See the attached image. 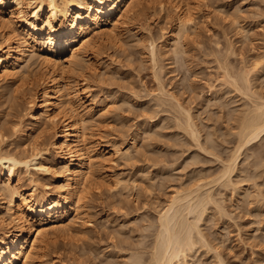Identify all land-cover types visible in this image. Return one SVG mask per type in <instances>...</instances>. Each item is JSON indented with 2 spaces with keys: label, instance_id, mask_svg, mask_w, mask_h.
Returning a JSON list of instances; mask_svg holds the SVG:
<instances>
[{
  "label": "rangeland",
  "instance_id": "rangeland-1",
  "mask_svg": "<svg viewBox=\"0 0 264 264\" xmlns=\"http://www.w3.org/2000/svg\"><path fill=\"white\" fill-rule=\"evenodd\" d=\"M165 1L167 7L166 9L162 8V11H160L161 9H159L160 7L156 3L149 2L147 11L144 12L142 16H139L141 18H138L140 21L137 20V22L134 20L132 24L117 28V30L112 32L113 36L112 34L109 36L110 38L112 37L111 39L105 36L106 38L103 37L102 40V37H100V47H103V49H101L99 53H96V56L91 53L84 55L83 60L85 61H82L84 62L83 68L78 72H82V75L84 73V75L89 77V82L87 81L88 84L84 83L89 87H86V85L82 84L83 82L79 80L82 77H78V72H73L70 74L71 76H69L68 82L71 89L73 88L72 92L74 94L73 106H75L77 110L85 112L91 103L93 104L92 106L95 112H99L101 108L106 109L105 115L101 116L99 113L94 120H89L90 122L93 121L91 124H94H88L89 129L87 128L88 134L92 136L89 135V153L96 157L99 164L95 165L92 169L94 172L92 171L93 173L89 179L90 182H88V184H90L88 185L90 186L88 188L89 191H84L85 193L82 192L85 194V197L82 194L85 199H82V204L80 203L78 210L79 214L77 213V215H75L76 218L72 219L73 222L71 221L72 223H70L71 232L69 231L67 234H64L66 232H61V235L58 233L55 236L48 234L49 236H46V241L48 239L50 243L49 241L46 242L49 245L43 250L45 256H42L41 259L39 258V261H36L37 264H132L133 261L130 260H134L133 258L137 257L138 254L139 257L137 258L140 259L138 263L148 264L150 259L148 253L150 254L151 252V243L154 242L155 232L158 230V217L161 213L160 211L163 212L165 207H168V203L171 201L170 199L173 198L172 195H176L177 192H182L181 188H183L185 192H187V189L191 190L192 187L195 189L197 187L195 185L201 184V182L202 185L209 181L211 184V181L216 179V175L219 174L218 171L222 168L221 164L223 159H227L234 152H237V155L241 153L239 155L240 163L243 160V163L239 166L240 168H238L239 170L234 174L236 178L233 176L234 182L236 181L235 179L241 177V172H245L246 174L247 171L248 178H246L245 174V176H242L247 180L251 179L248 173L251 174L252 170H257L256 174H259L258 172L261 170L264 171V164H262V166L259 163L261 162L259 160H262L264 163V141L262 140L263 143L259 141L261 144L260 146L258 141L257 143L255 142V148L252 147V144V146L248 145L241 148V151H237L238 141H236L237 137L236 139L234 137L236 136L234 133H237L236 131L239 129L238 124H240V119L242 118L239 114L238 116L236 114L239 111L244 112L245 110L251 109L253 106L252 100L243 92L241 95L234 86L231 85L230 89V87H228V83L230 82L227 78L228 76L226 77L227 80L223 78L225 77L223 76V72L227 73L228 71L230 75L233 76L234 74L235 76L238 74L239 70V73H241V70L249 69L256 60L259 62L258 67L263 69L264 0H184L185 3H188L191 7V18L195 30L189 29L190 32H188V34L190 38L188 37V41H186L188 38L185 40L187 43L184 41V48L182 47L184 51L182 56L180 55L179 57L173 56L170 51L171 46L169 50V48H164V46L161 45L164 43V37L168 36L176 28V17L174 13L171 12L172 10L170 11L169 9L171 7L168 8L172 0L169 2L168 0H164V2ZM155 2L159 3L157 0ZM152 3H154L155 6H153ZM157 6L159 9L157 10L160 12L156 11ZM235 14L237 15L235 16ZM237 17H239V19ZM233 20H239L243 27L245 26L246 32L244 33L248 36L244 38V36H242L243 34L240 35L237 33L236 24L234 27L232 25ZM150 37L152 40H156L159 48L158 50L161 51L162 49V52L159 51V58L161 59L158 58L160 61L158 60L156 63L158 68L156 64L153 65L154 62L151 61V56H149L150 50L148 49H150ZM97 44L100 45L99 40ZM227 51H229V53H227ZM220 66L222 68H220ZM241 67L243 69H241ZM36 68L39 69L38 66L32 68V74H30L31 79H33V74L34 76L36 75L34 71H37L36 76L41 72L39 71L40 69L37 70ZM157 69H159V71L161 69L160 72L163 70L161 73L163 77H161V82H164L166 92H170L171 95L172 93L176 95L174 97L177 98V100L180 99L178 102H180L184 108H189V110H191L193 117H195L194 120L196 119L195 123L197 124L198 132H200L199 135L202 134L201 140L199 139V142H201V144L203 143L202 145L198 142L197 144L196 141L192 140L193 138L189 136V130L186 128L187 125L184 124L185 121L183 122L185 118L182 117V114L179 113L181 116L178 114L177 109V112L175 111L176 107L173 108L175 102L171 103L169 101V103L165 98L163 100L167 101L163 102L162 100L164 105L168 103V105L170 104V106H172L173 104L172 109H170L171 107L168 105L167 108V106L160 104L161 100L159 101L158 99V97H160L158 93L159 82L156 81L155 74L161 75ZM235 69L239 70L233 72ZM262 69L261 72H263ZM156 70L159 73H156ZM261 72L259 70L261 77L257 73L259 81L256 79L257 77L255 74L254 76L252 75V78L254 81H258L260 88L262 87V89L259 90L256 81L254 84H256L257 91L259 90V93L263 92L264 94V78L262 79L263 73ZM260 79H262V82ZM224 80L228 83L226 84ZM26 81V84L23 83ZM26 81L22 82L21 80L18 82L19 84H16V87H21L22 90L27 91L28 88L32 87V82L30 83L29 80ZM1 84L2 88L4 83ZM24 84L26 85L25 87H23ZM1 88L0 91L2 90ZM33 88H35V92L40 93L39 87L35 85ZM1 94L0 92V133L3 132L5 136L3 135L2 137L0 135V138H2V140L5 139L4 142L2 141L4 149L13 150L18 143H25L27 141V138H25L26 140L22 138V133H19V135H17L18 137L14 135L13 129L16 128L18 123H22L21 127L24 134L28 135L32 132L29 131L31 128L30 118L26 116V112L29 108L28 102H30L31 96H24L21 93V95L14 98L11 95L5 96ZM226 95H228V97ZM156 102L159 104L157 105ZM242 106L243 109H240ZM167 109L168 112L166 111ZM243 112L240 115H242ZM236 116L239 119H237ZM148 118L151 120L149 121ZM179 118L182 120L181 123ZM231 118H233L232 120H234V122L230 120ZM178 122L181 124L180 129L182 130L177 128L179 127ZM237 122L239 123L237 124ZM90 128L92 129L91 132ZM38 131L34 130L32 132L35 138L39 135ZM229 133H233L234 135ZM46 134L41 137L43 138V140L41 139L42 142H52V130L48 131ZM211 134L213 137H211ZM209 137L213 138L214 141L213 139L210 140ZM134 139L138 153V155H136L137 153L135 151L133 152L135 158L132 157L134 159L132 158V160L126 161L125 159L123 160L122 158L120 159L109 155L108 152H110L113 146L117 147L118 145L119 148H126L131 145ZM204 139L208 143L212 141V145L211 142L207 144ZM189 140L201 148L195 146V144ZM218 141L219 143L216 144L219 145L217 146L215 142ZM27 144H29V142ZM204 145H206V147H204ZM213 145L217 147L213 148ZM185 147L187 150L184 149ZM27 148H29V146H27ZM203 149L204 151L202 153L201 150ZM207 149H212L210 153L213 152L211 153L213 157H211L212 155ZM214 149H216V151ZM228 149L230 151H228ZM233 149H235V151ZM226 151L227 153L229 152V156ZM217 152L220 154H216ZM224 154L227 155L225 156ZM219 156H221L220 159H222L221 164L219 163ZM257 156H259L260 159H257ZM197 157L200 159L198 162H196ZM255 158L259 162H253L252 160L256 161ZM188 159L189 162L194 161L189 164ZM99 160L102 161L100 162ZM199 162L202 164H199ZM247 162L249 164L253 162L252 165L254 169H252V165L249 166L248 164V166L252 168H248V170L245 171L248 166L244 167V164L247 165ZM243 167L245 168L244 171H242ZM200 170L201 177L198 173ZM238 171L240 172L239 174H237ZM33 172L35 171H32V173ZM32 173H29L24 168H20L16 178L13 180V185H16L19 181L18 183L24 189L36 193L40 192L43 184L49 185V183H51L49 186L52 185L53 187V180H51L52 182L49 180L51 177H47L48 179H46L40 172L38 175ZM263 173H261V177L258 175L260 178L256 177L258 178L257 181H255V178V180L253 179L254 181L251 179L252 184L250 185V180L245 183V179L241 177L239 182L242 181L244 185L242 182H240V184L242 183V185H240L239 182L236 181L239 185L236 187L240 191H237L236 188V190L233 189V187H231L233 189L231 190L230 186L222 187L220 186L221 184L216 182L212 183L214 186L211 185L209 189H211L212 192H210H215L212 195H215L214 197H216L215 199L217 201L220 193L221 197H225L221 198L224 203L220 202V198L218 202L224 205L220 206L223 207V209L225 207L227 211L224 210L227 214L224 213V217L217 208H214L215 205L207 206L209 213L207 211L204 219L201 221L202 224H200V228L203 233L205 231L206 234L204 233V236L209 244L201 243V245H203L202 247L198 244V249L194 252L196 256L193 255V258L190 257L191 259L189 258L190 260L188 259V262L191 264H222L220 261L224 264H264ZM252 174L257 176L255 171ZM139 175L142 178L145 176V178L142 179ZM236 175L240 176L237 177ZM193 176L195 178L197 177V179H194ZM32 178L33 181H31ZM190 178H192V180ZM194 180L199 183L196 182V184L194 182L195 185L193 186L192 183ZM199 180L203 181L200 182ZM38 181L39 183H37ZM124 182H128V184ZM253 182H257L255 187L252 186L254 185ZM191 184L192 187L187 188ZM44 185L42 187H44ZM184 185L186 187H184ZM111 187L113 189L115 187L116 191ZM258 187L262 194L256 190ZM261 187H263V189ZM226 188H228V190ZM31 189L34 190L32 191ZM245 191L247 193L249 192L246 195L252 194L250 195L251 197H243ZM125 194L128 197H126ZM239 196H241V198ZM249 198H251L252 201L249 200ZM247 201L251 203L248 202L246 204ZM216 210L219 211L220 214H218ZM149 223L152 225L154 224V228L152 225L149 226ZM205 244L210 245L213 249L209 246L206 247L207 245L205 246ZM206 248L208 250H206ZM140 256L142 257L140 258ZM40 260L43 261L41 262Z\"/></svg>",
  "mask_w": 264,
  "mask_h": 264
},
{
  "label": "bare ground",
  "instance_id": "bare-ground-1",
  "mask_svg": "<svg viewBox=\"0 0 264 264\" xmlns=\"http://www.w3.org/2000/svg\"><path fill=\"white\" fill-rule=\"evenodd\" d=\"M155 1L154 0H0V88L2 85L1 83H4L3 87L1 88L2 90L0 92L5 96L11 95L14 98L21 95V93L24 96L30 95L31 100L30 102H28L29 108H28V111L26 112V116H28L31 121V128L29 131L33 132L34 130H37V131L39 130L38 131L39 135L35 138L32 135V132L28 135L24 134V131H22V127H21L22 123L21 122L20 124L18 123L16 128L13 129L14 135L17 136L19 135V133H22V136H23L22 138L24 139L27 138L26 142L27 143L29 142V144H27L26 142L25 143L17 142L18 145L16 146L15 144L16 147L13 146L14 147V149L12 148L13 150L4 149L2 141L4 142L5 139L2 140V138H0L1 140L0 141V172H1L0 173V264H37L36 261L39 258L41 259L42 256H45L43 254L44 248H47L48 247L47 245H49L48 243H46L49 241L48 239L46 241V236L48 234H52L55 236L58 233H60L59 235H61V232L62 233L66 232L64 234H67L70 231V223L73 222L72 219L76 218L75 215H77L78 213L80 203L81 201H83L82 199H85L84 193L89 191L88 188L90 186L88 185L90 184H88V182H90L89 181L90 176L94 172L92 169L93 167H95V165L99 164L96 157H94L92 154L90 155L89 153L91 135L88 134L87 128L89 129L88 124H91V122H93V121L90 122L89 120L91 119L94 120V118H96V116L99 113H100L99 115L101 116L105 115L106 109L101 108L99 112H95V109L92 106L93 104L91 103L89 107H87V110L85 112L77 110V108L73 106L74 105L73 104L74 94L72 92L73 88L71 89L70 84L68 82L69 76H71L70 74H72L73 72L77 73L78 71L82 70L83 65H84L83 64L84 62L82 61H85L83 60L84 55H88L87 53H91V54H95L96 56V53H99V51L103 49V47H100L101 46L100 37H102V40H103V37L105 36L109 37L111 36V34L113 36L112 32L117 30V28L124 27L127 24H132L133 23L132 21L134 20L140 21L138 18H141L139 16L140 15L142 16L144 12L147 11V9L149 8V2L156 3L160 7L159 9H161L160 11H162L164 8L166 9L167 7L166 1L164 2V0L162 1L157 0L159 1V3ZM169 1L170 0H168V2ZM154 3H152L153 6H155ZM158 6L156 8V11L159 10ZM168 8L170 9V11L172 10L171 12L174 13L176 17L175 18L176 28L174 29L172 33L164 37V40H163L164 43L161 45L164 46V48H169L171 46V50L170 48L169 50L171 51L173 56L179 57L180 55L182 56L183 54L184 49H182V47H183L184 41L189 37L188 32H190L191 29L192 30L194 29L193 21L191 18V7L188 3H185L184 0H172L170 4L168 5ZM236 15L237 14H235V16ZM237 18L239 19V17ZM234 20L232 22V25L234 27L236 24V28L238 31L237 33L240 35L243 34L242 36H244V38L248 36L246 33H244L246 32L245 26L243 27V25L240 23L239 20H236L239 22H236ZM189 38L186 41H188ZM97 39L99 40L100 45L97 44L98 43ZM150 39H151L150 47H149L150 49H148L150 50L149 56H151V59H152L151 61L154 62L153 65H155L158 62V60L161 59L159 58L160 50H158L159 48H158V44L156 43V40H152L151 37ZM160 52H162V49ZM227 53H229V51H227ZM252 64L253 65L249 69H244L243 71L241 70V73H239L240 72L239 69L237 70L235 69L233 72L238 71V70L239 71H238V74H236L237 72L235 73L236 74L235 76L233 74L234 77L230 75L228 71L227 73L222 71L224 74H226V75L223 74V76L225 77L223 76L222 77L225 78V80H227L226 77L228 76L227 78L230 80L229 83L224 80L226 84L228 83V87L232 85L235 87L236 90L240 92V94L243 92L246 96H248L252 100V104H253L251 109L245 110L246 112L244 111L245 113L242 111L243 112L242 115H240L242 113L240 111L236 114L237 116L239 114V116L242 117V118L240 117L241 118L240 124H238L239 122H237V124L239 125L238 126L239 129L238 131H236L237 133H234L236 135L234 137L235 139L237 137L236 141H238L237 151H239L241 148H244L245 146H248V145L252 146V144H253L252 147L255 148L254 146L255 142L257 143L258 141L259 143L260 141L261 143L262 140L264 141V94L263 92L262 93L258 92L260 89H262V87L260 88L259 87L260 85H258V81H259L258 74H259V70L261 72L262 68L260 69V67H258L259 62L257 60ZM37 66L40 70L37 68L36 69L41 72H39V75L36 76L37 71H34L36 72V75L34 76L33 74V79H31L30 74H32L31 73L32 68L37 67ZM221 66L220 68H222ZM157 68H158V65H157ZM241 69L243 68L241 67ZM157 70L159 71V69ZM158 71L156 73H159L161 69L159 72ZM262 71L263 72L261 73H263L264 75V67ZM162 72H160L159 74L161 75ZM81 73L82 72H78L79 74L78 77H82L81 79L79 78L78 79L83 82L82 84L84 83L88 84L89 77L84 75V73L83 75ZM254 74L256 77L258 76L256 78L258 80V81L256 80L257 86L259 88L258 91L256 88V84H254L256 81H254L252 78V75L254 76ZM259 75L261 77V74ZM263 75H262V79L264 78ZM72 76H75V75H72ZM155 76H156V81L159 82L158 93L160 94L161 98L158 97L159 96L158 94H157L158 96L157 95L156 96L158 97L159 101L161 100L160 104H163V106H167L168 103L167 105L166 104L164 105L163 103L164 101H167V100L168 102L170 101L171 103L175 102L174 104L175 106H173V104L172 106L173 108L176 107L175 111L177 109L178 114L179 113L182 114V117L185 118L183 122L185 121L184 124L187 125V127L186 125L185 127L188 128L189 134H190V135L189 134L187 135L191 136V138H193L192 140L196 141V143L198 142L200 143V145H202L203 143L201 144V142H199L201 140L202 134L199 135L200 132H198L199 130L197 129V126H196L197 124L195 123L196 119L194 120L195 117H193L191 110H189V108L188 109L184 108L183 105H181V103L178 102V100L180 99L177 100V98L174 97L176 95H173V93L171 95L170 92H166L164 88V82L163 81H162L163 83L161 82L162 75L159 76L158 74H155ZM25 79L29 80L30 83L32 82L31 83L32 87L28 88L27 91L22 90L21 87H16L17 86L16 84L18 82H20L21 80L22 82L26 81ZM262 79H260L261 82H262ZM263 82H264V79H263ZM23 83L26 84L27 81ZM25 84L23 87L26 86ZM35 85L36 87L40 88V93L35 92L36 90L35 88H33V86ZM86 87H89V86L86 85ZM167 93L168 94L170 93V94L168 95ZM226 96L228 97V95ZM164 98L167 100H163ZM158 104L159 103H157V105ZM231 104H232V101H231ZM168 106L171 107L170 109H172V106H170V104ZM240 109H243V106ZM166 111L168 112V109ZM232 119L233 118H231L230 120L234 122V120ZM181 121L182 120H180V123ZM180 123H179V127H177L179 129L181 126ZM182 127L184 128V126ZM51 130H52V136L51 135L50 136L52 137L51 139L52 142L50 143L49 141L42 142L43 138L41 137ZM91 130L92 129L90 128V132ZM2 133L3 132H1L0 135L3 137L4 133L3 134ZM229 134H233V133H229ZM211 137H213L212 134H211ZM209 139L211 140L213 138L209 137ZM210 142L212 145V141H209V143ZM209 143L207 142V144ZM216 143H219V141L215 142V144ZM260 143H259V146L261 145ZM135 144H136L135 139L134 141L132 140L131 145L127 146L126 148H119L118 145L116 144L117 147L113 146L112 149L110 148L111 150L108 153L111 156H114L120 159L122 158L123 160L125 159L126 161L132 160V158L134 157L133 152L135 151L137 153V147ZM197 144H195V146H198ZM27 146H29V148H27ZM217 146L213 145V148H216ZM204 147H206V145H204ZM184 149H186V147ZM204 149L201 150L202 153ZM210 150L212 151V149ZM210 150H209V153H210ZM214 150L216 151V149ZM233 150L235 151V149ZM228 151L230 150L228 149ZM218 153L219 152H217L216 154ZM136 155H138V153ZM239 155H237V152H234L230 156L228 154L229 157L225 160L223 159V161L222 159H220L221 156H219L218 157L220 161L219 163L221 164V161H222V164H221L222 168H220L221 170L218 171L219 174L216 175L217 176L216 179L211 182L212 183L216 182L218 184H221L220 186L222 187L230 186L231 190L236 188L237 191H240L237 188L239 186L237 182H239V179L242 176L246 175V178H248L246 170L250 168L249 166L252 165L253 162L257 163L261 161L259 162L260 165L264 163L262 160H259V161L257 160V159H260L259 156H257L258 158L256 157L257 159L255 158L256 161L252 160L253 162H250V164L247 162V165L244 164L245 166L244 165L243 166L246 167L248 166V164L249 166L246 167L247 169L243 167V170H242L244 171L245 169L246 174L245 172L240 173L238 171L237 174L240 173V175L241 174L242 175L239 179L237 178L238 180L235 179L237 182L236 181L234 182L233 176L236 173V171L239 170L238 168H240L239 167L240 164L243 163L242 162L243 160L240 163ZM211 157H213V155ZM196 159H197L196 162L200 160L198 159V157ZM193 161H190V162L192 163ZM188 162H189V159H188ZM196 162L194 163L197 164ZM104 163H105V160H104ZM199 164H202V163L199 162ZM20 168L26 169V171H28L29 173L30 172L32 173V171H35L32 173L34 175H38L41 173L43 176H45L46 179H48L47 177H51V179L49 180L50 182H52L51 180H53V187L52 185L49 186L51 183L48 182L49 185L43 184L44 187H42L43 186L42 185L40 192L36 193V192H30L24 189L18 183L19 181L17 182L16 185H13V180L16 178L17 173ZM252 169H254V167ZM252 171H251V174L248 173V175H249V178L251 177L252 180L255 178L256 179V180L254 179L255 181H257L258 179L256 177H259L258 175H260L261 177V173L264 172L261 170L262 172L260 171L258 172L259 174H256L257 170H254L255 174L257 175L255 176L254 174H252L254 173V171L253 172ZM198 173L200 174L201 170ZM199 176L201 177V174ZM139 177L141 176L139 175ZM143 178H145V176H143ZM242 178L245 179L244 180L245 183H247V181L250 180L251 183L249 182V185L252 184L251 179L246 180L245 177H242ZM190 179L192 180V178ZM194 179H197V177L196 178L194 177ZM203 180H199V181L201 182ZM31 181H33V178ZM194 182L195 180L192 183L193 186L195 185L197 181L195 183ZM37 183H39V181ZM126 183L128 184V182ZM208 183L202 185V182H201V184L195 185L197 186L195 189L192 187V184H191L187 188L192 187V189L190 190L186 188L187 192H185V190L181 188L183 193L177 192L176 195H172L173 198L170 199L171 201H169L170 203H168V207L167 208L165 207V210H163V212L160 211L161 212L160 215L158 214L159 215L158 230L157 232H155L156 235L154 238L155 240L153 239L154 242L151 243L152 244V247H150L151 252L150 254L148 253V255H150L149 261L147 260L148 264H188L190 262H188L187 260L190 257L192 258L194 257L193 256L195 255L194 252L196 251V249H198L197 246L200 245L202 247L203 245H201V243L209 244L207 242L208 240L204 236L205 231L203 233L202 229L200 228V224H202L201 221L204 219V216L206 215L208 211L207 206L215 205L214 208H217V210H219L220 213L224 215V217H225V214L227 213L225 212L226 210L225 207H224L225 209L224 210L223 207L220 206L222 204L218 202L220 198L221 200L220 202L224 203L222 202L221 198H225V197H221L220 195L221 193L220 194L218 193L219 198L217 201L215 199L216 197H214L215 195H212L215 192L211 193L212 191L211 189H209L212 183L210 184V181ZM242 183L240 185H242ZM253 184L254 185L252 186L255 187V185H257V182L256 183L253 182ZM184 187L186 186L184 185ZM231 187H233V189ZM259 187L256 190L259 191ZM261 188L263 189V187ZM226 189L228 190V188ZM31 190L33 191L34 189H31ZM245 192L243 193L245 194L243 197L252 195V194L246 195L249 192L248 193L247 192L245 193ZM82 194L84 197L82 196ZM123 197L126 198L128 196L126 195V197L125 196ZM239 197L241 198V196ZM249 200H251V198H249ZM248 202L249 201H247L246 204ZM241 205H242V202H241ZM217 210L216 212L220 214L219 211ZM210 218H211V215H210ZM150 225L152 224L149 223V226ZM57 240H53V241H57ZM207 244H205V246ZM208 246L211 247L210 245H207L206 247ZM212 249L210 250L213 251ZM206 250L208 249L206 248ZM215 252H218V251H215ZM133 255H137V254H133ZM138 255L137 257H139ZM137 257H135L136 260L135 258H133L134 260H130L134 262V263L132 262V264H137L140 261V259ZM141 257L142 256H140V258ZM40 261L42 262L43 260H40ZM220 262L224 264L222 261Z\"/></svg>",
  "mask_w": 264,
  "mask_h": 264
}]
</instances>
